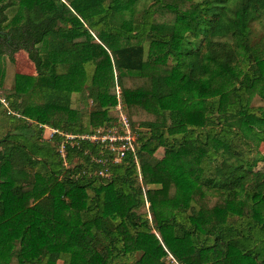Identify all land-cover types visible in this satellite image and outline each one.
Returning <instances> with one entry per match:
<instances>
[{
  "label": "trees",
  "instance_id": "16d2710c",
  "mask_svg": "<svg viewBox=\"0 0 264 264\" xmlns=\"http://www.w3.org/2000/svg\"><path fill=\"white\" fill-rule=\"evenodd\" d=\"M145 1L0 0V56L22 50L41 76L47 40L52 57L71 58L50 60L48 78L86 77L94 103L83 121L70 89L36 87L44 100L34 113L19 90L3 95L0 264H128L135 255L133 264H172L167 254L179 264H264V108L249 105L264 85V32L249 40L264 0L138 9ZM221 15L232 28L218 36ZM114 84L130 126L138 119L148 134L137 132L135 160L128 152L103 166L90 158L98 143L61 134L111 125ZM43 126L57 132L44 139ZM104 167L108 176L97 175Z\"/></svg>",
  "mask_w": 264,
  "mask_h": 264
},
{
  "label": "rangeland",
  "instance_id": "374dc122",
  "mask_svg": "<svg viewBox=\"0 0 264 264\" xmlns=\"http://www.w3.org/2000/svg\"><path fill=\"white\" fill-rule=\"evenodd\" d=\"M199 1V0H194ZM151 2V0H146L144 3H139L137 5V8L140 9L145 4ZM91 11V10H90ZM89 9L85 11L84 13H88ZM7 14L9 15L10 12L7 11ZM41 16L40 11L37 8H33L31 12V17L33 19H39ZM232 28L231 22L225 17L220 16L217 22V27L215 29L216 35L221 36L223 34H227ZM264 32V23L260 22H253L250 29L249 34V40L254 41L260 34ZM80 39H85L83 36H80ZM49 41H43L41 44H39V49L41 53V57L43 60V74L38 76L36 74L35 68L33 64L27 59L26 53L22 50H18L11 55V60L8 59L6 54H2L0 56V104L2 108H6L5 100L3 99V95L10 91L12 88L19 90L20 93L24 94V105L25 108L28 109L31 113L39 111L43 106V98L39 94V92L36 90V87L40 86H47V87H54L59 88L63 90L70 89L69 91V109L79 112L81 114V119L83 121L86 120L87 114L89 110H91L94 106V103L91 102L90 98L86 96L87 91L85 90V85L89 84V80L85 77L84 82H82L79 77L75 80L74 76H65V77H57L53 80H50L48 78L46 67L50 60L55 61H63L71 59L69 57L65 56H56L52 57L50 52L48 51V44ZM92 42H97L95 39H93ZM144 46V56L146 55V49H147V43H143ZM85 52V51H84ZM84 52L80 54V58L86 59L88 56V53ZM91 65H85V71L88 75L91 72L92 69ZM115 75V72H113V77ZM80 80V82L77 84L76 89L74 85L76 84V81ZM34 89V90H33ZM264 91V85L260 84L258 85L254 91L250 94V100L249 105L253 108H264V100L262 99L260 93ZM114 95H115V105L113 107H110L107 109V116L110 117V124L113 126H106L101 125L96 127L99 131L104 132L105 134L109 135H117L121 132V126L117 119H119L120 116H126V111L121 103L120 96H119V88L116 84H114ZM6 110V109H5ZM7 111V110H6ZM128 119V118H127ZM129 122V120H128ZM130 123V122H129ZM138 119L135 120L133 125L131 126L134 136H137V132L148 134L147 131H145L144 128H141L137 125ZM8 128V124H2L0 121V135L4 133V131ZM41 137L44 139H47L50 137V129L47 126H43ZM152 143V147L148 148L147 151L150 152L153 158L159 159L162 156L163 150L161 146L158 144ZM144 149H146L144 147ZM263 145L260 144L259 150L262 151ZM75 160V159H74ZM76 161V160H75ZM225 168V166H224ZM158 185H147L146 188H158ZM147 204L145 206L140 208L141 213L147 214L148 210L146 209ZM147 211V212H146ZM137 256V255H135ZM134 256V257H135ZM134 257H131L130 263L133 264ZM165 262H170L172 264H175L171 259L170 255L167 254L166 257L163 258ZM175 261V260H174ZM60 263V261H57ZM176 262V261H175ZM9 264H15V261L12 260ZM179 264V263H178Z\"/></svg>",
  "mask_w": 264,
  "mask_h": 264
},
{
  "label": "built area",
  "instance_id": "2783aa9c",
  "mask_svg": "<svg viewBox=\"0 0 264 264\" xmlns=\"http://www.w3.org/2000/svg\"><path fill=\"white\" fill-rule=\"evenodd\" d=\"M121 126V132L117 135H109L105 134L102 131H99L97 128L93 130V132L89 134H82V135H72V134H61L64 137V140H76V139H84L91 143H98L99 144V155L98 156H91V160L95 163L101 164L105 166L106 163H119L125 153H131L133 159L135 153V145H136V137L133 134L132 128L125 116H120L117 119ZM114 125V124H113ZM109 125V126H113ZM50 129V136L52 133L57 132L55 129ZM106 151L104 155L102 152ZM59 152L63 157L62 146L61 143L59 145ZM101 153V154H100ZM103 154V155H102ZM136 162V161H135ZM97 175L101 177H107L108 173L106 171V167L97 171ZM147 204V203H145ZM170 259L175 263L178 264L173 260L170 256Z\"/></svg>",
  "mask_w": 264,
  "mask_h": 264
}]
</instances>
